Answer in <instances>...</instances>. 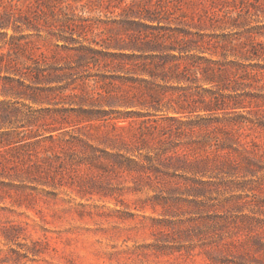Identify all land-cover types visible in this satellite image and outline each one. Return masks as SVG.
Returning <instances> with one entry per match:
<instances>
[{
    "label": "rangeland",
    "instance_id": "obj_1",
    "mask_svg": "<svg viewBox=\"0 0 264 264\" xmlns=\"http://www.w3.org/2000/svg\"><path fill=\"white\" fill-rule=\"evenodd\" d=\"M0 264H264V0H0Z\"/></svg>",
    "mask_w": 264,
    "mask_h": 264
}]
</instances>
